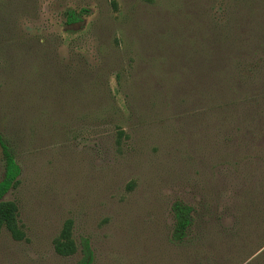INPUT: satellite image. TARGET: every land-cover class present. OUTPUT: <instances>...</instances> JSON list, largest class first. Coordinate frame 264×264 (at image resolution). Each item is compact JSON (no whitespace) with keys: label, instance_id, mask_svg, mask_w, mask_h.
<instances>
[{"label":"rangeland","instance_id":"obj_1","mask_svg":"<svg viewBox=\"0 0 264 264\" xmlns=\"http://www.w3.org/2000/svg\"><path fill=\"white\" fill-rule=\"evenodd\" d=\"M0 132V264H264V0H0Z\"/></svg>","mask_w":264,"mask_h":264},{"label":"trees","instance_id":"obj_2","mask_svg":"<svg viewBox=\"0 0 264 264\" xmlns=\"http://www.w3.org/2000/svg\"><path fill=\"white\" fill-rule=\"evenodd\" d=\"M0 147L5 160V173L3 179L0 181V234L2 228L7 227L15 239L21 240L25 238V232L19 225V207L15 201L1 200L11 189L19 185L22 168L10 144L1 132ZM173 210L175 214L174 239L182 241L187 236L193 223V207L184 202L177 201L173 206ZM72 230V222H66L59 238L55 241V248L59 254L72 255L78 250ZM83 253L84 257L80 264H91L93 262V251L87 239L84 240Z\"/></svg>","mask_w":264,"mask_h":264}]
</instances>
